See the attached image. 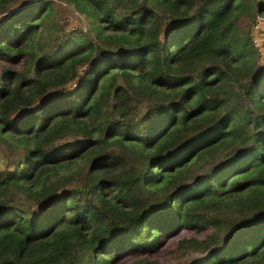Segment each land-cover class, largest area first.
<instances>
[{
    "label": "trees",
    "instance_id": "trees-1",
    "mask_svg": "<svg viewBox=\"0 0 264 264\" xmlns=\"http://www.w3.org/2000/svg\"><path fill=\"white\" fill-rule=\"evenodd\" d=\"M61 1L0 0V264H264V1Z\"/></svg>",
    "mask_w": 264,
    "mask_h": 264
},
{
    "label": "rangeland",
    "instance_id": "rangeland-1",
    "mask_svg": "<svg viewBox=\"0 0 264 264\" xmlns=\"http://www.w3.org/2000/svg\"><path fill=\"white\" fill-rule=\"evenodd\" d=\"M27 0H18L17 3H24ZM264 1V0H260ZM54 7L58 10L55 13V24L58 28L63 27L64 28V34H72L75 33H81V34H88L89 33V23L88 19L82 15L78 14L73 6L66 4L65 2L61 0H53ZM262 16H264V13H261ZM257 16V15H256ZM256 19V17H255ZM254 19V23H255ZM253 23V25H254ZM252 27L250 28V41L252 44V48L257 52V48L253 42V40L260 39L261 47L264 48V23L261 24V27L258 30H255ZM258 28L259 24L256 23L254 27ZM62 35H56L54 38H60ZM259 56V55H258ZM260 62L259 65H264V55H260ZM3 67H9L12 70L19 71L23 67V60H20L17 63L14 64H6L0 62V75L2 74V68ZM20 153L17 152H7L3 148H0V167L7 166L6 164L12 163L15 159L19 158ZM197 237L200 239V236L194 235L193 233L189 234L184 231L178 233L176 238L173 239H165L163 246L159 248L158 251L153 253L151 256H149V259L157 261L159 264H187L190 263V261L197 259L198 253L194 251H177L176 241L179 238H188V237ZM144 257V255H139L135 253H125L123 256L118 258L115 264H130L136 260L141 259Z\"/></svg>",
    "mask_w": 264,
    "mask_h": 264
},
{
    "label": "built area",
    "instance_id": "built-area-1",
    "mask_svg": "<svg viewBox=\"0 0 264 264\" xmlns=\"http://www.w3.org/2000/svg\"><path fill=\"white\" fill-rule=\"evenodd\" d=\"M256 23L259 24L258 28H256V26L254 27V25H255ZM263 23H264V16H262L261 14H258V15L256 16V19H255V23H254V25H253V28H254L255 30H258V29L261 27V24H263ZM253 42H254V44H255V46H256V48H257V52H258L259 57H260V55H264V48L261 47V43H262V42L260 41V39L258 38V40H253ZM260 59H261V58H260Z\"/></svg>",
    "mask_w": 264,
    "mask_h": 264
}]
</instances>
